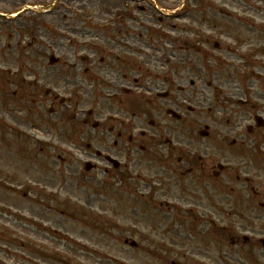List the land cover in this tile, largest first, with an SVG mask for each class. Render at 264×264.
<instances>
[{"label":"rangeland","instance_id":"rangeland-1","mask_svg":"<svg viewBox=\"0 0 264 264\" xmlns=\"http://www.w3.org/2000/svg\"><path fill=\"white\" fill-rule=\"evenodd\" d=\"M122 1L0 0V264H169L163 259L168 243L164 233L166 225L173 222H167L166 204L183 210L196 208L194 218L215 222L212 185L202 184L199 200L169 194V189L160 185L167 181L164 173L128 144V136L136 134L123 129L131 120L127 107L139 101L128 102L120 96L119 101L113 99L107 82L113 81V76L126 75V83L131 84L128 80L136 78L134 91L145 94L151 72H132L135 69L123 68L120 63L108 65L109 56L132 59L130 63L141 66L150 63L153 53L144 48V29L122 21L117 14L131 11L140 21L154 22L156 27L160 14L154 0H135L133 6ZM229 1L223 7L188 2L182 7L167 0L164 11L172 17L167 16L164 22L174 25L177 32L198 29L211 43L220 41L230 48H237L241 39L246 46L238 52L247 47L257 49L251 57L254 63L246 69L240 70L241 62L237 70L230 68L237 59L225 55L228 63L217 66L210 60L202 73L217 75L221 81L243 80L244 85H254L255 95L264 96V87H259L264 84L254 82L264 80V5H244L248 0H237L241 6H228ZM138 5L145 10L137 11L134 7ZM124 24L141 37H126L122 45L117 32ZM123 47L141 53L126 55L118 51ZM208 52H215L211 45ZM49 57L57 58L58 64L49 67ZM104 59L106 62L100 63ZM48 90L51 96L45 97ZM62 99L65 103L59 105ZM206 107L201 115L204 118L208 116ZM51 109L54 114L48 113ZM193 120H198L194 127L202 125L195 114L188 119ZM133 121L137 131L148 129L142 128L138 119ZM93 123H99L95 131ZM119 131L122 142L114 148ZM87 144L91 152L86 151ZM96 151L110 154L121 165L129 163L128 169L119 170L123 179L103 173L107 165L94 156ZM260 153L263 156L254 154L257 164L251 165V172L256 187L264 192V151ZM87 161L97 164L96 170L85 173ZM256 201L258 198H252L251 210L242 212L254 218L264 211ZM233 223L234 237L264 238V219L251 228L238 220ZM200 224L206 232L207 223ZM197 237L201 236L191 239L187 235L193 244ZM125 241L135 242L136 247ZM181 248L172 251L180 253ZM200 248L204 255L199 262L212 264L211 251ZM220 249L227 252L224 244ZM171 260L176 261L172 255Z\"/></svg>","mask_w":264,"mask_h":264},{"label":"flooded vegetation","instance_id":"flooded-vegetation-1","mask_svg":"<svg viewBox=\"0 0 264 264\" xmlns=\"http://www.w3.org/2000/svg\"><path fill=\"white\" fill-rule=\"evenodd\" d=\"M134 1L122 2L127 6L129 4L133 6ZM154 1L156 8L157 5L163 8L167 5L165 2L167 0ZM169 1H174L175 5L181 3L185 6L188 2L193 5L202 4L205 7H223L227 2V0ZM250 2L264 5V0H248L244 5L251 4ZM235 5L241 6V3L237 0L228 2V6ZM134 8H137V11H144L141 6ZM229 18L239 17L229 16ZM121 19L131 21L144 29V48L153 53L150 63H143L141 66L130 63L132 59L109 56L108 65L120 63L123 68L135 69L131 70L132 72L141 69L151 72L149 74L151 82L145 94L134 91L133 85L138 82L136 78L128 80V82L132 81L131 84L126 83V75L113 76V81L107 82L113 98L118 99L117 96H120L128 102L135 99L139 101V104L127 107L130 110L131 120L123 125V129L132 130L136 134L128 136V144L139 151V154L146 153L150 162L164 173L169 189L167 193L193 195L200 193L203 183L211 184L214 198L213 213L217 218L221 215L227 217V222L222 224L225 230L229 232L235 230L233 223L235 220L244 223L245 227L254 226L250 223V217L247 218L237 211H247L252 198L260 199L258 205L264 208V203L261 201L264 196L261 195L260 186L255 187L251 172V165L257 164L253 155L259 153L261 157L260 150L264 147V96L255 95L251 89L253 86L244 85L246 82L243 80L221 81L215 75L207 77L202 73L204 66L206 69L209 68L207 64L210 60L217 66L225 63L228 59L223 55L225 53L237 59L234 64L232 63V69L237 70L240 62V70L246 69L252 62L248 54L250 49L247 47L243 52H238L240 47L246 46L245 44L242 46L239 41L237 48H226L225 53H222L224 46L215 43L214 47L218 54L211 56L207 53L210 40L198 30L173 32L169 23L165 24L162 17H156V27L154 22H150L151 24H147L145 20L142 22L135 13L128 10ZM142 23H146L147 26ZM130 27L124 24L117 34L122 37L126 34L127 37H133L135 40L138 35L141 37V34L129 30ZM166 29L170 30L166 31ZM136 50L133 47L118 48V51H123L124 54L127 53L126 55L141 53ZM100 61L106 62L105 59ZM145 66L146 69L143 68ZM112 71H116L114 67ZM254 82L264 84L263 80ZM223 83H226L225 86L229 85V88L223 86ZM237 83L241 85L237 87ZM208 93H211V97H208ZM205 105L207 118L201 116L204 114ZM191 114L197 115L199 123H202L201 126L194 127L198 124V120L188 121ZM134 119L139 120L142 128L145 126L148 129L137 131ZM116 136L118 142H114V147L122 142L123 133L119 131ZM252 157L255 162L251 161ZM98 159L108 164V168L104 169L105 173L110 172L111 169L118 171L108 162V157L100 156ZM174 210L175 212L169 214V217L181 221L182 210L177 208ZM262 216L264 217V211L261 212L260 218ZM258 218L259 215L255 217ZM212 225L215 227L214 223ZM171 227L172 225H169L165 233L168 240L166 245L170 248L165 252V260L170 264H201L199 260L203 259L204 252L200 247H207V251H211L212 264H219L221 258L229 264H264L262 240H248L244 236L230 237L228 252H220L218 244L206 243L201 237H197L196 243H190L184 233L175 232L170 229ZM213 235H216V230H213ZM190 238L194 236L190 235ZM236 246L238 249L236 253L241 252L240 256L233 254V248ZM178 247H182L180 253L172 251V248ZM171 255L176 261L171 260Z\"/></svg>","mask_w":264,"mask_h":264},{"label":"water","instance_id":"water-1","mask_svg":"<svg viewBox=\"0 0 264 264\" xmlns=\"http://www.w3.org/2000/svg\"><path fill=\"white\" fill-rule=\"evenodd\" d=\"M50 60V64H52V63H54L55 62V60L54 59H52V58H49Z\"/></svg>","mask_w":264,"mask_h":264}]
</instances>
